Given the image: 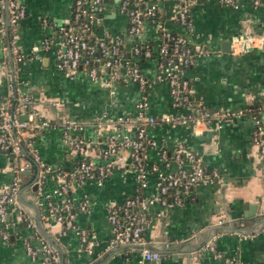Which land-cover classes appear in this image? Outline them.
I'll return each mask as SVG.
<instances>
[{"label":"crops","instance_id":"1","mask_svg":"<svg viewBox=\"0 0 264 264\" xmlns=\"http://www.w3.org/2000/svg\"><path fill=\"white\" fill-rule=\"evenodd\" d=\"M17 1L25 6L26 16L15 30L16 45L24 55V60L16 64V84L31 92L35 108L55 127L34 135L24 133L29 139L25 157L31 150L35 151L49 169L43 172L41 194L30 189L37 173L35 167L23 173L17 198L33 226L10 213L8 240L0 238V264H31L24 245L29 241L40 248V240L57 254L61 264H223L201 249L216 232L219 237L214 246L223 256L236 254L242 264H264V174L251 141L254 122L247 112L235 115L252 105L264 110V47L259 44V38L264 39V0L256 7L252 0H237L238 7L219 0H194L189 9L190 28L181 27L177 20L181 0H148L158 5V23L184 36L194 52V62L186 71L192 103H201L214 115L234 114L220 127L212 123L210 138L206 137L205 124H193L195 115L193 120L174 126L167 123L147 127V135L159 146L169 149L185 145L208 170L215 169L218 173L212 183L192 187L182 205L167 210L157 204L150 207L142 240L147 248L162 253L159 263L144 261L138 247L131 250L119 242L111 244L113 233L107 219L108 209L134 195L139 187L127 153L119 156L120 169L101 184L87 180L70 185L69 193L75 203L74 222L88 233L92 253L86 251L87 245L75 231L63 233L64 226L48 215L46 201L57 189L59 175L72 169L80 159L64 144L62 120L69 118L78 123L77 133L94 148L89 160L97 166L104 164L98 149L114 131L110 118L124 116L135 120L136 104L141 100L147 104L146 113L154 117H176L189 111L173 105L167 84L154 80L158 60L155 52L151 58L131 54L132 45L138 42L151 44L155 49L160 27L145 20L139 35H129L127 15L120 10V0H102L101 21L94 36H123L125 65L137 66L147 85L142 90L126 75L111 80L103 72L97 79H91L84 71L67 78L55 66L53 50L41 49V41L47 34L42 19L56 24L58 42V28L68 24L74 0ZM249 35L256 39L244 52L238 51V47L232 51L233 44L226 45V41L235 37ZM7 95V82L0 74V110ZM145 161L148 165L158 162L157 150L145 152ZM14 174L10 158L0 154V185L11 183ZM155 192L154 179L150 177L140 193L150 196ZM85 199L87 208L81 210L79 203ZM159 212L161 215L157 216ZM219 214L228 221L220 227H211ZM239 231L243 237L236 235ZM165 244L170 245L168 251Z\"/></svg>","mask_w":264,"mask_h":264},{"label":"built area","instance_id":"2","mask_svg":"<svg viewBox=\"0 0 264 264\" xmlns=\"http://www.w3.org/2000/svg\"><path fill=\"white\" fill-rule=\"evenodd\" d=\"M129 1L132 3L129 4ZM219 1L225 5L238 7L237 0ZM192 2L194 0H181L177 7V20L181 27H191L189 9ZM252 3L256 7L260 5L261 0H252ZM119 6L127 15L129 35H139L145 20L160 27V40L155 49L151 44L138 42L132 45L131 54L136 57L151 58L155 52L158 60L154 80L167 84L173 105L189 108V111L176 117L170 115L154 117L146 113L147 104L141 100L136 104L135 120L124 116L110 118L109 122L115 125L114 131L106 136L103 146L98 149V155L104 164L97 166L89 160L94 148L77 133L80 128L78 123L69 118L62 120L60 126L64 144L78 154L80 159L72 169L59 175L57 189L46 201L47 212L57 223L64 226L63 233L67 230L75 231L80 241L87 245L86 251L92 253V245L88 243V233L74 222L75 203L69 193L70 185L72 182L80 184L87 180L101 184L106 177L120 169L119 156L127 153L139 187L134 195L108 209L107 219L113 233L111 244L115 245L119 242L131 250L138 247L141 249L142 259L151 261L161 258L162 253L147 248L142 240L143 231L148 224L150 207L157 204L167 210L182 205L192 187L212 183L218 173L215 169L208 170L202 160L185 145H176L169 149L159 146L147 135V127L167 123L174 126L188 119L193 120L195 115L197 117L194 118L196 121H192L193 124L196 126L205 124L204 127L211 131L212 123L220 127L222 122L230 121L234 114L223 112L214 115L201 103H192L190 99L192 89L186 71L194 62V52L184 36L167 30L158 23L156 2L120 0ZM101 11L102 0H74L68 24L58 28V42H56V24L43 18L42 24L47 34L41 41V49L53 50L55 66L67 78H74L81 71L91 79H97L102 72L111 80H119L126 75L130 82L143 90L148 81L140 69L135 65L130 67L125 65L123 53L120 51L124 42L123 36L119 34L94 36L93 32L101 21ZM25 16V6L19 1L0 0V74L6 79L8 88L4 107L0 110V154L10 158L15 173L11 183L0 185V238L4 241L9 237L10 213L14 212L27 222L28 226H33V222L19 206L17 198L23 173L35 167L37 173L33 183H36L37 192L41 194L43 172L49 169L37 152L31 150L30 155L25 157L29 139L25 138L24 133L27 131L34 135L55 127L35 108L31 92L21 89L16 84V64L24 60V55L16 45L15 30ZM254 39H256L254 35L235 37L231 42L232 51L237 47L238 51H246L254 43ZM259 39L260 46L264 47V39ZM244 112L249 113L254 122L251 141L257 149L264 174V110L260 106L252 105L235 115H242ZM23 116L25 119L21 118ZM149 149H156L158 155V162L150 165L145 161V152ZM150 177L154 179L156 192L150 196H143L140 190L147 187ZM51 197H57L58 201L54 202V198ZM87 204L88 201L85 199L79 203V208L86 210ZM160 215L161 212L157 213V216ZM227 221L225 215L219 214L211 223V227H220ZM236 235L244 236L241 231L236 232ZM218 237L219 233H213L201 249L213 254L223 264H242L236 254L223 256L216 251L214 244ZM40 243V248H36L29 241L24 245L31 264H61L57 254L44 241L40 240ZM169 246L165 244V251H168ZM165 254L169 256L168 252Z\"/></svg>","mask_w":264,"mask_h":264},{"label":"water","instance_id":"3","mask_svg":"<svg viewBox=\"0 0 264 264\" xmlns=\"http://www.w3.org/2000/svg\"><path fill=\"white\" fill-rule=\"evenodd\" d=\"M227 43H226V45L229 47L230 45H231V40L230 41H226ZM224 45V44H223ZM226 51H229V49H227ZM22 119H25V116H23V117H21ZM206 137H208V138H210L211 137V131H208L207 132V135H206ZM26 172V171H25ZM24 172V173H25ZM30 189L32 190V191H36V189H37V185H36V183H34L31 187H30ZM250 211H252V207H250ZM159 260H160V258L159 259H156L155 261H156V263H159ZM190 260V257H188V261Z\"/></svg>","mask_w":264,"mask_h":264},{"label":"trees","instance_id":"4","mask_svg":"<svg viewBox=\"0 0 264 264\" xmlns=\"http://www.w3.org/2000/svg\"><path fill=\"white\" fill-rule=\"evenodd\" d=\"M131 3H132V1H129V4H131ZM120 51L123 53L124 59L127 58V53H126V50L124 49V42L120 47ZM140 58H142V57H140Z\"/></svg>","mask_w":264,"mask_h":264}]
</instances>
